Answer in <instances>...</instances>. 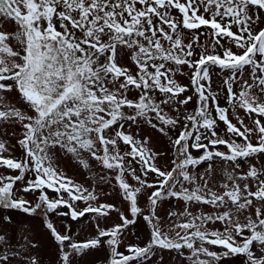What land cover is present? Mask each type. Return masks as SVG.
Instances as JSON below:
<instances>
[{
  "label": "snow or ice",
  "instance_id": "1",
  "mask_svg": "<svg viewBox=\"0 0 264 264\" xmlns=\"http://www.w3.org/2000/svg\"><path fill=\"white\" fill-rule=\"evenodd\" d=\"M262 25L264 0H0V210L41 216L57 264L101 251L105 264L165 251L188 264H264ZM68 157L126 211L69 177L58 163ZM173 200L182 208L159 215ZM112 214L120 222L101 227ZM53 215H88L94 234L77 240ZM140 218L148 241L125 244ZM23 240L0 235V264H41Z\"/></svg>",
  "mask_w": 264,
  "mask_h": 264
},
{
  "label": "rangeland",
  "instance_id": "2",
  "mask_svg": "<svg viewBox=\"0 0 264 264\" xmlns=\"http://www.w3.org/2000/svg\"><path fill=\"white\" fill-rule=\"evenodd\" d=\"M264 26V25H262ZM203 39V37H202ZM186 70V69H185ZM180 82L184 84H188L189 81L183 77H178ZM219 83L216 76H213V87L214 89L217 87ZM191 91L186 93V95H191ZM221 104H224V101H221ZM188 110L191 111L195 108V103L190 102L187 106ZM235 123V121H233ZM224 129V125L221 123L220 130ZM11 133L12 129L8 130ZM135 131V128L133 129ZM142 134L145 135H154V143L161 150L168 149L167 139L160 137L159 133H153L150 128L144 127L142 129ZM158 138V139H155ZM15 143L14 140L11 141ZM17 157L21 156L22 153L18 149L15 153ZM196 154V153H194ZM168 155H171V152H168ZM59 166L64 170V172L71 178H73L76 182L83 184L85 187H88L90 190L93 189V186H96V189L100 192L101 202L115 203L121 210H125L128 208L127 202L121 200V198L116 194L114 189L108 184H98V175H93L92 173L87 172L86 170H82L72 159L71 157L62 158L58 161ZM264 163V160L261 161ZM203 167L206 165H202L200 169L203 170ZM93 173L103 174L99 172V166L93 165ZM104 193H109V195H104ZM23 195V194H22ZM51 195V193H50ZM28 199H34L33 196L29 195ZM141 206H144V198H141ZM79 208H83L85 205L83 202H77ZM182 208V204L177 201L165 202L162 206H160L158 210V214L162 217L166 216V213L170 210H180ZM201 209L195 208L193 211H199ZM207 210V209H204ZM61 211L67 212V208H62ZM3 214L12 216V223H0V235H6V238L10 241L13 246H18L23 244L25 241L23 240L24 236H27L28 239L34 243H36L39 247L33 251V255L37 256L41 260V264H57V256H56V245L53 242L49 231L44 227L43 218L39 215L37 216H28L19 211H3ZM127 214V212H126ZM129 218H131L129 216ZM50 219L53 221L54 225L61 232L64 231V226L67 225L70 228L69 234H74L75 239L77 240H85L87 238H91V235L94 234V227L91 220V217L86 215L83 218H80L78 221L71 220L69 217H57L51 216ZM120 221L117 219L116 214H112V220L108 222V224H101V227L111 226L112 223H119ZM149 239V231L146 224L143 222L142 218L138 219L137 224L130 226L127 229V232L124 236L125 244H135L138 243L143 246ZM123 250V248L121 249ZM211 250L219 251L217 248H212ZM163 260L159 261V256L153 257L150 264H188L186 260L181 259L175 252L165 251L162 253ZM79 264H105V253L103 251L98 253H92L90 255H86L84 257L76 258ZM232 264H239V261H234Z\"/></svg>",
  "mask_w": 264,
  "mask_h": 264
}]
</instances>
